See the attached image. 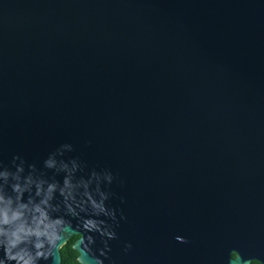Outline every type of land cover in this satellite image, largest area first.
I'll list each match as a JSON object with an SVG mask.
<instances>
[{"label":"water","instance_id":"95a60500","mask_svg":"<svg viewBox=\"0 0 264 264\" xmlns=\"http://www.w3.org/2000/svg\"><path fill=\"white\" fill-rule=\"evenodd\" d=\"M64 143L115 264L264 260V0H0V161Z\"/></svg>","mask_w":264,"mask_h":264},{"label":"clouds","instance_id":"9594fccd","mask_svg":"<svg viewBox=\"0 0 264 264\" xmlns=\"http://www.w3.org/2000/svg\"><path fill=\"white\" fill-rule=\"evenodd\" d=\"M74 151L61 144L39 166L20 155L0 161V264H64L62 250L73 236L76 264H115L109 255L118 239V210L110 205L115 177L109 170L85 171L78 156L68 155ZM131 250L126 243L124 254ZM227 264L264 260L242 259L233 250Z\"/></svg>","mask_w":264,"mask_h":264},{"label":"trees","instance_id":"16d2710c","mask_svg":"<svg viewBox=\"0 0 264 264\" xmlns=\"http://www.w3.org/2000/svg\"><path fill=\"white\" fill-rule=\"evenodd\" d=\"M76 241V237H73L62 250L64 257V264H76V254L72 250V245Z\"/></svg>","mask_w":264,"mask_h":264}]
</instances>
